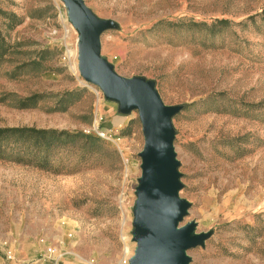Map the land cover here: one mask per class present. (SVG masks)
I'll use <instances>...</instances> for the list:
<instances>
[{"label": "rangeland", "instance_id": "rangeland-1", "mask_svg": "<svg viewBox=\"0 0 264 264\" xmlns=\"http://www.w3.org/2000/svg\"><path fill=\"white\" fill-rule=\"evenodd\" d=\"M83 1L115 25L101 37L115 71L184 107L172 120L191 204L181 226L209 235L190 264H264V0ZM0 34V128L66 133L0 139V264H53L49 248L57 264H129L139 112L80 77L60 0H0Z\"/></svg>", "mask_w": 264, "mask_h": 264}, {"label": "water", "instance_id": "water-1", "mask_svg": "<svg viewBox=\"0 0 264 264\" xmlns=\"http://www.w3.org/2000/svg\"><path fill=\"white\" fill-rule=\"evenodd\" d=\"M60 1L79 33L80 77L117 102L121 113L139 112L145 144L134 206L136 249L129 264H190L187 251L203 246L209 235L195 234V222L181 226L191 204L180 197V162L172 120L184 107L166 105L154 82L123 77L102 56L101 37L115 27L113 22L99 19L83 0Z\"/></svg>", "mask_w": 264, "mask_h": 264}, {"label": "trees", "instance_id": "trees-1", "mask_svg": "<svg viewBox=\"0 0 264 264\" xmlns=\"http://www.w3.org/2000/svg\"><path fill=\"white\" fill-rule=\"evenodd\" d=\"M5 17L9 20L10 23H15L16 16L13 14H6ZM264 14V11H263ZM7 51V45L4 42L3 38L0 34V57L3 56ZM33 100V98L27 99V101ZM17 134H25L29 135L31 137H34L40 141H47L48 144L54 143L55 141H58L61 138V135H64L66 133L64 132H56L54 130H36L33 128H0V139H11L15 137ZM24 135V136H25Z\"/></svg>", "mask_w": 264, "mask_h": 264}, {"label": "built area", "instance_id": "built-area-1", "mask_svg": "<svg viewBox=\"0 0 264 264\" xmlns=\"http://www.w3.org/2000/svg\"><path fill=\"white\" fill-rule=\"evenodd\" d=\"M99 134H100V136H102V137H106V134H105V133H99ZM47 253H48V255L54 260V263H53V264H57V263H58L57 261H58L59 257H58V255L56 254L55 250L49 248V249H47ZM9 257H11L10 254H9Z\"/></svg>", "mask_w": 264, "mask_h": 264}, {"label": "bare ground", "instance_id": "bare-ground-1", "mask_svg": "<svg viewBox=\"0 0 264 264\" xmlns=\"http://www.w3.org/2000/svg\"><path fill=\"white\" fill-rule=\"evenodd\" d=\"M74 55H75V53H74ZM127 252H128V250H126Z\"/></svg>", "mask_w": 264, "mask_h": 264}]
</instances>
